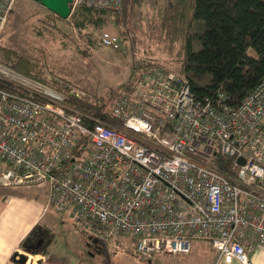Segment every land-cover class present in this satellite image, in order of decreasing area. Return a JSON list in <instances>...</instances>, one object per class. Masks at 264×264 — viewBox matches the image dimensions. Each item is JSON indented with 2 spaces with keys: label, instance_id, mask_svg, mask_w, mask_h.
<instances>
[{
  "label": "built area",
  "instance_id": "1",
  "mask_svg": "<svg viewBox=\"0 0 264 264\" xmlns=\"http://www.w3.org/2000/svg\"><path fill=\"white\" fill-rule=\"evenodd\" d=\"M16 1L0 0V36ZM71 9L120 13L123 0ZM99 45L120 50L106 32ZM88 99L0 63V186L46 191V212L70 213L99 242L131 241L143 259L206 243L215 264H252L264 248V83L233 108L225 95L197 101L182 74L148 66L112 108L116 126L73 105L95 107Z\"/></svg>",
  "mask_w": 264,
  "mask_h": 264
},
{
  "label": "rangeland",
  "instance_id": "2",
  "mask_svg": "<svg viewBox=\"0 0 264 264\" xmlns=\"http://www.w3.org/2000/svg\"><path fill=\"white\" fill-rule=\"evenodd\" d=\"M164 9L165 0H142L130 18L128 31L111 22L96 28L85 17L76 16L78 11L62 21L32 0H17L0 36V63L17 71L18 62L26 60L36 68L34 73L41 74L57 91L65 87L82 91L96 106L103 98L108 101L110 91H119L130 84L136 69L144 63L154 62L180 74L172 63L180 56V44H175V37L165 34L162 28ZM105 32L118 39L119 51L100 47V36ZM126 32L128 35L121 38V33ZM1 189L5 188L0 186ZM25 192L46 209V191ZM50 215L45 220L51 226L46 235L64 264H79L82 258L94 264H215L210 262L206 243H194L189 257L143 259L135 253L133 243L122 238L109 243L100 241L101 256L94 259L89 256L87 240L70 213L52 216L64 219L65 223L53 221Z\"/></svg>",
  "mask_w": 264,
  "mask_h": 264
},
{
  "label": "trees",
  "instance_id": "3",
  "mask_svg": "<svg viewBox=\"0 0 264 264\" xmlns=\"http://www.w3.org/2000/svg\"><path fill=\"white\" fill-rule=\"evenodd\" d=\"M141 1L123 0L120 13L81 9L76 16L85 17L96 28L111 22L129 31L130 18ZM162 28L165 34L175 37V44H180V56L172 62L173 67L189 82L197 101H215L225 95L229 105L237 108L264 83V0H165ZM127 35L128 32L121 33V38ZM153 65L160 66L154 62L142 64L130 84L108 93V101L103 98L95 107L75 102L73 105L85 115L116 124L111 116L115 103L134 90L138 72ZM34 71L36 68L26 60L18 62L19 74L57 89ZM218 167L228 172L229 163L220 159ZM44 233L36 227L22 243V250L34 257L47 255L51 241L45 243ZM80 233L83 239H90L86 233Z\"/></svg>",
  "mask_w": 264,
  "mask_h": 264
},
{
  "label": "crops",
  "instance_id": "4",
  "mask_svg": "<svg viewBox=\"0 0 264 264\" xmlns=\"http://www.w3.org/2000/svg\"><path fill=\"white\" fill-rule=\"evenodd\" d=\"M25 191L0 190V264H16L14 263L15 256H25L28 258L27 264H64L61 255L54 250L52 242L45 256L41 254L34 257L22 250V243L36 227H41L45 233L49 231L48 228L51 226L48 227L45 223L48 213H51L50 219L53 221L66 222L64 219L52 218V216H64V214H57L54 211L46 212L42 203L32 199ZM208 249L211 253L210 262L213 263L216 261V253L210 246ZM250 260L252 264H264V248H258ZM79 264L94 263L82 258Z\"/></svg>",
  "mask_w": 264,
  "mask_h": 264
},
{
  "label": "water",
  "instance_id": "5",
  "mask_svg": "<svg viewBox=\"0 0 264 264\" xmlns=\"http://www.w3.org/2000/svg\"><path fill=\"white\" fill-rule=\"evenodd\" d=\"M33 2L41 5L44 9L50 12L52 15H55L62 21H67L72 16L71 6L73 0H32ZM241 164H244L241 162ZM90 241H93L94 245L98 244V240L90 238ZM14 263L16 264H27L28 258L25 256H15Z\"/></svg>",
  "mask_w": 264,
  "mask_h": 264
},
{
  "label": "flooded vegetation",
  "instance_id": "6",
  "mask_svg": "<svg viewBox=\"0 0 264 264\" xmlns=\"http://www.w3.org/2000/svg\"><path fill=\"white\" fill-rule=\"evenodd\" d=\"M47 233H44V235H42V237H45L44 241L46 243V241H49L47 235ZM95 240V239H94ZM100 242L98 241V244L97 245H94L93 244V241H90V239H87V242H86V246H87V249L89 251V256H91V258H96V257H99L101 256V253H100V250H101V247H100Z\"/></svg>",
  "mask_w": 264,
  "mask_h": 264
}]
</instances>
